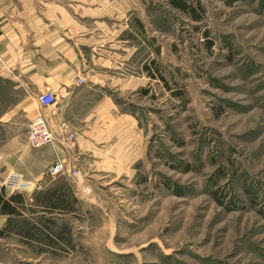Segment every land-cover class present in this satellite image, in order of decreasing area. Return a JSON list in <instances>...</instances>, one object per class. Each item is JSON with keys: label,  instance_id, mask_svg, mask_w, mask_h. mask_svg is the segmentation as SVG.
I'll use <instances>...</instances> for the list:
<instances>
[{"label": "rangeland", "instance_id": "1", "mask_svg": "<svg viewBox=\"0 0 264 264\" xmlns=\"http://www.w3.org/2000/svg\"><path fill=\"white\" fill-rule=\"evenodd\" d=\"M122 1L142 21L121 69L142 86L118 100L137 126L61 173L82 197L76 250L0 264H264V0Z\"/></svg>", "mask_w": 264, "mask_h": 264}, {"label": "crops", "instance_id": "2", "mask_svg": "<svg viewBox=\"0 0 264 264\" xmlns=\"http://www.w3.org/2000/svg\"><path fill=\"white\" fill-rule=\"evenodd\" d=\"M126 12L122 0H0V88L15 99L0 107V258L76 250L80 189L62 181V174L47 175L46 167L60 160L90 173L96 157L109 155L113 141L124 145L127 130L137 126L118 102L120 84L133 93L143 77L121 72L125 52L135 59L140 48L135 27L142 29V21ZM78 77L85 83L77 84ZM45 91L55 95L44 109L50 125L64 122L75 132L72 153L59 144L32 147L27 141L37 96ZM11 170L38 188L4 187ZM84 197L92 202L91 195Z\"/></svg>", "mask_w": 264, "mask_h": 264}, {"label": "built area", "instance_id": "3", "mask_svg": "<svg viewBox=\"0 0 264 264\" xmlns=\"http://www.w3.org/2000/svg\"><path fill=\"white\" fill-rule=\"evenodd\" d=\"M77 84L82 83V78L78 77ZM38 108L32 117L27 134V141L30 146L38 147L45 144H59L64 150L72 153L75 150V132L70 130L68 125L61 122L55 128L52 127L45 115L44 109L53 105L55 95L50 91H45L37 96ZM78 169L67 168L60 160L46 167V174L55 176L61 173L75 177ZM3 186L13 190L25 191L29 188H38L31 181L25 179L22 174L14 171L7 173L3 180Z\"/></svg>", "mask_w": 264, "mask_h": 264}, {"label": "trees", "instance_id": "4", "mask_svg": "<svg viewBox=\"0 0 264 264\" xmlns=\"http://www.w3.org/2000/svg\"><path fill=\"white\" fill-rule=\"evenodd\" d=\"M233 1V0H230ZM168 3L171 5V7L178 9L183 12L192 13L193 7L191 4H188L186 0H168ZM194 16V15H193ZM194 19L198 20V17H193Z\"/></svg>", "mask_w": 264, "mask_h": 264}]
</instances>
